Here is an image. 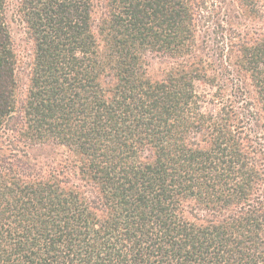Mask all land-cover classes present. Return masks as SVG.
Here are the masks:
<instances>
[{
  "label": "trees",
  "instance_id": "obj_1",
  "mask_svg": "<svg viewBox=\"0 0 264 264\" xmlns=\"http://www.w3.org/2000/svg\"><path fill=\"white\" fill-rule=\"evenodd\" d=\"M258 1L0 0V264H264Z\"/></svg>",
  "mask_w": 264,
  "mask_h": 264
},
{
  "label": "rangeland",
  "instance_id": "obj_2",
  "mask_svg": "<svg viewBox=\"0 0 264 264\" xmlns=\"http://www.w3.org/2000/svg\"><path fill=\"white\" fill-rule=\"evenodd\" d=\"M9 1V27L13 38L14 48L18 55L19 62L17 73L20 79L22 90H24L26 85L28 84L29 71L34 58V42L26 32L25 24L21 21L16 11L17 0ZM258 5L264 13V0H259ZM253 23L256 27H258V29L264 31V16L262 18H258ZM199 86L201 90L207 89L204 88L205 85L203 84Z\"/></svg>",
  "mask_w": 264,
  "mask_h": 264
}]
</instances>
